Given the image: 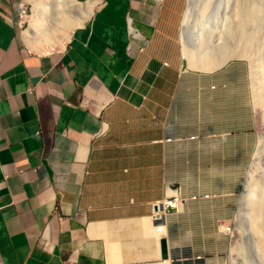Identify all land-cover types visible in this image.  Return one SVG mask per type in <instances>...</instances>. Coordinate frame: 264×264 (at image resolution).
<instances>
[{
  "label": "crops",
  "instance_id": "0c3cea01",
  "mask_svg": "<svg viewBox=\"0 0 264 264\" xmlns=\"http://www.w3.org/2000/svg\"><path fill=\"white\" fill-rule=\"evenodd\" d=\"M186 9L101 0L64 49L38 53L20 0H0V264H222L179 233L238 216L244 180L228 171L245 167L244 133L225 66L186 65ZM175 188L185 202L158 233Z\"/></svg>",
  "mask_w": 264,
  "mask_h": 264
},
{
  "label": "rangeland",
  "instance_id": "374dc122",
  "mask_svg": "<svg viewBox=\"0 0 264 264\" xmlns=\"http://www.w3.org/2000/svg\"><path fill=\"white\" fill-rule=\"evenodd\" d=\"M90 1L86 0L80 3L84 4ZM186 2L183 48L186 45L189 49L197 50V44L204 36L205 39L207 38L206 41L211 52L217 51L221 42L227 43L225 47L228 46L230 50L236 49L237 39L233 35L235 12L238 5H245L244 0H186ZM256 6L261 11V21L264 24V0H256ZM33 14L34 5L32 4L29 23L20 31L24 43L30 50L43 53L27 37L26 32L30 30ZM46 27L51 29L53 24H49L48 21ZM46 49L50 51V48ZM251 52L260 57L257 71L264 87V25L261 27V34L256 39ZM251 63L248 58L233 56L229 62L223 65L225 66L223 71L227 74L224 81L230 83L231 96L228 106L230 128L231 130L238 129L244 133V138H240V145L243 141L245 167L244 169H230L228 171L231 185L238 180L241 185L244 180L242 191L238 195V216L218 219L192 218L190 220L197 224L184 225L188 227L190 232L182 231L179 233L182 243L194 244L198 248L199 259L208 261L220 259L222 264H264V246L261 249L259 236L253 234L251 230L247 211V191L252 175L256 177L263 189L262 200L264 201V107L259 106L255 100V78L253 77V63ZM186 65L191 69L188 59ZM232 95L238 96L233 98ZM241 160L240 154V162ZM231 165L233 164L231 163ZM172 190L179 192L177 188ZM263 205L264 202L261 205V211L263 210L264 213ZM213 226L215 227L213 228ZM259 228L264 238V217L259 222ZM216 263L217 261L212 262V264Z\"/></svg>",
  "mask_w": 264,
  "mask_h": 264
},
{
  "label": "bare ground",
  "instance_id": "6f19581e",
  "mask_svg": "<svg viewBox=\"0 0 264 264\" xmlns=\"http://www.w3.org/2000/svg\"><path fill=\"white\" fill-rule=\"evenodd\" d=\"M26 1L34 5V14L30 21V30L26 32L27 37L43 53H48L52 50L55 51L58 48L64 49L71 38L72 32L77 27L84 25L93 16L95 9L101 2V0H91L90 2L82 4L77 0ZM244 1L245 5L240 4L237 6L234 19L235 23L233 22L235 26L233 35L237 39V47L233 44L236 47L235 50H230L228 46L225 47L227 43L221 42L218 50L216 49L217 51L211 52L208 48L207 38L205 39L203 36L197 44V50L189 49L184 45V56L189 60L191 69L206 72L219 69L229 62L233 56L248 58L253 63L255 100L263 108L264 87L260 82L257 71L260 57H257L251 51L256 43V39L261 34V27L264 24H262L261 11L256 6V0ZM48 21L49 24H53L51 29L46 27ZM46 48H50V51H47ZM250 179L251 183L247 191L248 217L251 222L253 234L259 236L261 240L262 249L264 246V238L259 228V222L264 217L263 210L261 211V205L264 202L262 200L263 189L255 176L252 175Z\"/></svg>",
  "mask_w": 264,
  "mask_h": 264
},
{
  "label": "built area",
  "instance_id": "2783aa9c",
  "mask_svg": "<svg viewBox=\"0 0 264 264\" xmlns=\"http://www.w3.org/2000/svg\"><path fill=\"white\" fill-rule=\"evenodd\" d=\"M163 2L164 0H157ZM32 4L26 0H20V13H19V26L23 28L26 24L29 23V13L31 12ZM185 202V198L182 196V193H179V196L174 200H164V205H158L157 211L154 214L156 222H158V233L163 234L166 231L164 224L165 215L170 210H178L181 205Z\"/></svg>",
  "mask_w": 264,
  "mask_h": 264
},
{
  "label": "water",
  "instance_id": "95a60500",
  "mask_svg": "<svg viewBox=\"0 0 264 264\" xmlns=\"http://www.w3.org/2000/svg\"><path fill=\"white\" fill-rule=\"evenodd\" d=\"M161 255H162V259L164 260H167L170 258L168 241L166 238L161 240Z\"/></svg>",
  "mask_w": 264,
  "mask_h": 264
}]
</instances>
